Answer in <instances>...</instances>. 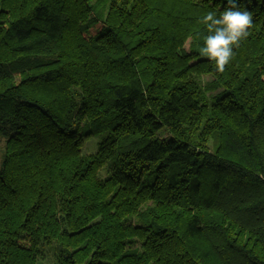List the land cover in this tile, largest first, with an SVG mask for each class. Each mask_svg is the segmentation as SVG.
Wrapping results in <instances>:
<instances>
[{
	"label": "trees",
	"instance_id": "1",
	"mask_svg": "<svg viewBox=\"0 0 264 264\" xmlns=\"http://www.w3.org/2000/svg\"><path fill=\"white\" fill-rule=\"evenodd\" d=\"M239 3L221 74L226 0H0V264H264V0Z\"/></svg>",
	"mask_w": 264,
	"mask_h": 264
},
{
	"label": "clouds",
	"instance_id": "2",
	"mask_svg": "<svg viewBox=\"0 0 264 264\" xmlns=\"http://www.w3.org/2000/svg\"><path fill=\"white\" fill-rule=\"evenodd\" d=\"M201 23L206 26L208 35L200 54L212 61L222 74L234 58V48L238 49L251 34L252 13L241 10L239 0H226V7L219 17L208 12L201 18Z\"/></svg>",
	"mask_w": 264,
	"mask_h": 264
},
{
	"label": "rangeland",
	"instance_id": "3",
	"mask_svg": "<svg viewBox=\"0 0 264 264\" xmlns=\"http://www.w3.org/2000/svg\"><path fill=\"white\" fill-rule=\"evenodd\" d=\"M186 47L188 48V45H186ZM213 80V78L211 76H205L203 78V83H209ZM213 93V92H212ZM215 93V91H214ZM102 136H95L92 137L86 144V146L84 147L83 151L86 153L87 152H93L95 151V149H97V145L98 143L101 141ZM4 152H5V140H1L0 141V169H2V164L4 161ZM46 255H48V252H45Z\"/></svg>",
	"mask_w": 264,
	"mask_h": 264
}]
</instances>
